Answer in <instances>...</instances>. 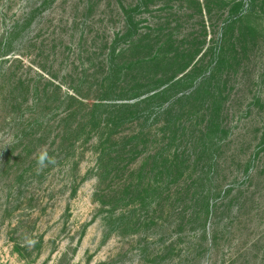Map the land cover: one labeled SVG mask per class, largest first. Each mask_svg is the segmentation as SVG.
Listing matches in <instances>:
<instances>
[{
    "label": "rangeland",
    "instance_id": "374dc122",
    "mask_svg": "<svg viewBox=\"0 0 264 264\" xmlns=\"http://www.w3.org/2000/svg\"><path fill=\"white\" fill-rule=\"evenodd\" d=\"M144 2L0 0V264H264V0ZM136 5L132 49L116 39ZM196 51L192 84L142 101ZM156 53L178 63L140 64ZM112 62L129 67L102 99ZM215 99L223 130L202 152Z\"/></svg>",
    "mask_w": 264,
    "mask_h": 264
},
{
    "label": "trees",
    "instance_id": "16d2710c",
    "mask_svg": "<svg viewBox=\"0 0 264 264\" xmlns=\"http://www.w3.org/2000/svg\"><path fill=\"white\" fill-rule=\"evenodd\" d=\"M145 5H148V0H145L144 2ZM140 5H136L134 8L133 7H122L125 15H126V25H127V31L124 35H118L117 40H119L120 38H128L130 39V48L132 49H139V45H140V40H139V36L136 33V28H137V21L135 19V13L136 11L139 9ZM241 6L239 7V5H236V7L234 6L232 9V13H237V18H241L242 15L240 14L241 11ZM238 20L237 19H231L230 21H227L226 23V27H225V33L229 32L230 30H232L236 24ZM233 31V30H232ZM115 42V43H116ZM115 52L116 49L115 47H113L112 51H111V61L114 60L115 58ZM201 53L200 51H196V54L192 57L191 61H188L186 63H179V66L176 70H174L172 73L170 74H164L161 75L159 77H157L156 79L159 82V84H156L154 86H152L151 88H149V91H156L157 89H160L163 87L160 91H156L153 94H151L150 96L146 97V99L142 100L143 102H148L151 101L152 99H157V98H162L163 95H167L169 94L170 91L176 89L177 87L181 86V85H185L187 82H190V84H192L196 72H197V68L194 67V65L197 62H193V59L196 58L197 56H199ZM5 55V54H4ZM214 59H215V63L217 66V69H219L222 66L223 63V55L222 53H218L216 54L215 52L213 53ZM213 61V60H212ZM175 63L178 62H169L167 55L165 53L161 54V53H156L154 55V57H151L149 59L144 60L142 63L140 64H145V65H150L148 66L149 68H156L160 65L166 64L165 67L168 69H172V66H174ZM193 65V66H192ZM126 66L129 67V65H119V64H114L113 62L110 64L109 66V73H108V77L107 79L110 80V83L108 84L107 87H105L102 92H101V98L104 99L105 97H111L114 93L113 88H112V82H114L115 79H120L121 77L125 76V68H127ZM192 66V67H191ZM194 67V68H193ZM182 75V76H180ZM209 82V79L207 80V83ZM207 84L206 81L201 82L196 89L189 95H183L181 97H178L175 101H173L170 105H175L179 102H181L184 98H190L194 95H198V94H206L207 91ZM204 92V93H203ZM140 94H136L134 95V97L139 96ZM216 95V94H214ZM72 98V100H74L75 102L77 101V97L75 96H70ZM104 97V98H103ZM127 99V98H126ZM82 102V101H81ZM205 103V100H201L200 105L203 106V104ZM215 106H213V112H211L210 115V119L207 122V125L205 126L204 129V136L207 137L209 139V143L207 145H205V147L202 149V152L205 151H210L212 152V149H214L215 143H214V139H215V135L218 132H222V127L220 124V120H219V116L221 113V102L219 100L214 101ZM96 105H94V109L92 110V121L97 124V125H101L102 120L98 114L97 109H99L103 103L102 101H100L99 103H95ZM119 108H125L124 113H121V116H118L115 121H114V127H117L119 125H121V123L123 122V118L126 116L125 112L128 110L129 113L131 115H133V110L130 111V107L132 108H136L131 105L125 104L123 103V105H119ZM167 112H173L172 110H169ZM75 115V111L69 113V116ZM177 123H175V126ZM213 145V146H212ZM100 146L102 149L101 154L99 155V164L102 167V174H106L107 171V153H106V147H105V142L104 141H100ZM215 164L213 161H211V163H209L207 165L208 167V172L212 171L214 168ZM250 168V164L247 166V169L249 170ZM209 174V173H208ZM211 182V177H209V175L205 178L200 177L199 180L197 181L198 186H200V188L205 187L206 184H209ZM146 191H148V189H145ZM230 192V190H228ZM208 194L210 195V193L208 192ZM143 203H144V198H142ZM198 201L200 204H202V208L204 210V215L207 218V216L210 214L211 212V208H212V204H211V200L210 197L208 195L204 196V195H200L198 198Z\"/></svg>",
    "mask_w": 264,
    "mask_h": 264
},
{
    "label": "clouds",
    "instance_id": "9594fccd",
    "mask_svg": "<svg viewBox=\"0 0 264 264\" xmlns=\"http://www.w3.org/2000/svg\"><path fill=\"white\" fill-rule=\"evenodd\" d=\"M37 163L41 168H43L47 163H54V160L49 157L46 150H43L37 158Z\"/></svg>",
    "mask_w": 264,
    "mask_h": 264
}]
</instances>
